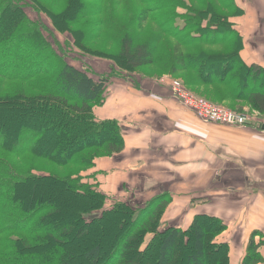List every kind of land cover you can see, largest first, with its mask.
Masks as SVG:
<instances>
[{
    "label": "trees",
    "instance_id": "trees-1",
    "mask_svg": "<svg viewBox=\"0 0 264 264\" xmlns=\"http://www.w3.org/2000/svg\"><path fill=\"white\" fill-rule=\"evenodd\" d=\"M106 1L0 0V264H72L68 250L53 247L55 239L66 234L72 239L92 237L99 234V228L106 243L82 254L85 264H141L143 260L151 264H233L231 245L219 242L228 230L222 218L199 214L186 229L164 228L173 202L171 193L163 191L144 205L116 202L106 206L108 197L83 182L82 172L93 169L97 159L125 150L120 123L99 120L95 109L104 105L113 79L154 80L140 72L146 67L161 64L174 74L197 72L199 83L212 89L201 97L238 112L249 106L264 115V66L242 59V36L231 22L243 10L234 0H137L144 7L134 16L139 27L151 20L162 35L194 53L173 46L174 50L167 51L166 43L158 53L154 41L164 40L162 35L134 43L126 32L118 52L107 54L88 45L96 33L122 37L118 7ZM28 4L51 19L56 33L71 34L84 55L112 61L117 70L107 78L95 77L88 69L67 63L65 51L59 48L64 52L58 53L44 31L52 37L54 33L25 12ZM221 8L233 11L224 15ZM93 16L102 19L95 22ZM218 43L231 46L227 55L211 56L206 46ZM169 90L173 94L170 86ZM5 115L18 117L20 124L6 125ZM27 156L59 166L78 165L80 172L66 179L53 173L36 175L23 169L21 161ZM41 189L48 195L37 197ZM53 193L77 210L66 221L71 226L59 233L61 223L55 217L60 212L53 206ZM95 211L100 214L87 221L84 216ZM113 218L118 223L113 230L118 233L112 231V223L108 228L104 224ZM148 235L152 239L146 245ZM263 247L264 234L253 231L239 264H264ZM152 249L154 254L149 256Z\"/></svg>",
    "mask_w": 264,
    "mask_h": 264
},
{
    "label": "crops",
    "instance_id": "crops-1",
    "mask_svg": "<svg viewBox=\"0 0 264 264\" xmlns=\"http://www.w3.org/2000/svg\"><path fill=\"white\" fill-rule=\"evenodd\" d=\"M234 1L243 10L242 16L231 18L242 36L241 57L248 64L264 66V0ZM165 83L133 81L129 76L111 80L110 96L95 112L101 121L120 123L125 150L97 159L86 181L94 179L111 202L133 203L140 196L146 202L163 191L171 193L173 202L165 216L191 215L179 228H186L196 215L209 214L227 223L223 237L236 233V226L247 243L253 231L264 234V125L240 128L204 123L170 92L171 83ZM169 186L189 188L174 192ZM222 190L224 200L217 198ZM213 201L223 203L227 212L209 207ZM186 203L191 213H185ZM231 218L235 226L229 224ZM246 242L228 243L236 254L237 250L245 253ZM260 252L264 256V247ZM244 253L235 256V263Z\"/></svg>",
    "mask_w": 264,
    "mask_h": 264
},
{
    "label": "rangeland",
    "instance_id": "rangeland-1",
    "mask_svg": "<svg viewBox=\"0 0 264 264\" xmlns=\"http://www.w3.org/2000/svg\"><path fill=\"white\" fill-rule=\"evenodd\" d=\"M52 1V0H50ZM188 1V0H187ZM108 2V0L106 1ZM139 2V1H138ZM109 3L113 4V5H117L116 8L118 7V12H117V17L120 19V23L122 24L123 28H124V32L122 34V37H113V33H97L93 35V40L91 42V40L89 41L90 43H88L89 47L92 48L93 51L98 52V51H103L107 54H115L118 52V47L120 46L122 40L124 39V36L127 32V35H131L133 42H138L139 40L143 39L144 37H149L151 35L156 34V37H160V35H162L161 31L159 30V27L157 26V24L151 20L147 21L145 23L144 26L139 27L138 23H137V19L134 17L136 15L139 14V12H141L143 10V6L139 5L137 3V0H111ZM25 7V12L27 13V15L34 21L40 22L42 25L45 26V28H47L46 30H48L51 33H54V37H52L51 34H49L47 31L45 32L46 37L50 40V42L52 43V45L55 47V49L58 51V53L60 52H64V58L65 61L69 64L78 66V67H82L83 69H88L90 72H92L93 74H95V77H105L107 78L108 76H110V74L115 71V67L114 64L112 63V61H109L107 59L105 60H99V59H93L87 55H84L81 51L80 48L78 46L75 45L74 43V39H72V35L69 33L66 34H58L53 30V23L51 21V19L46 16L45 14H39V12H36V10L31 7L30 4L24 6ZM130 7L132 9V11L130 10ZM55 10V13H59V10ZM233 9L229 8L228 10L226 9H220L219 12L222 14H228L230 12H232ZM180 13H185V11L180 10ZM134 14V15H133ZM93 21H101V16H93V18H91ZM97 26V25H95ZM93 31V30H92ZM97 35V36H96ZM162 37H164V40L161 39L159 41V39H156L154 41V45L157 48V51L159 53V51H163V45L166 43V48L167 51L174 50L173 47H177L179 51L182 50V52L184 53H194L192 52L193 50L191 48H184V47H180L178 46V44L176 43V41L171 40L169 38H166V36L162 35ZM169 43V44H168ZM200 46H197L195 48H198ZM209 51L211 56H224L227 55L229 52V48H231V46L229 48H227L225 45H223V43H218V44H214V45H209L206 46ZM59 48H61L64 51H59ZM97 50V51H96ZM33 62V60L31 61ZM94 69H96V71H94ZM117 70V69H116ZM140 72H142L144 75H146L147 77H150L151 79H154L152 81H157V82H167L166 84L169 83H179L182 85V88L186 91H188L192 96L196 97V98H201L206 100L205 98L201 97L200 95H204L207 93H211V91L209 89L211 88H207L206 86H204L203 84H200L199 82V78L197 76V72H187L184 71L182 73H171L169 71L168 68L166 67H162V65H153L151 67H146L144 69H140ZM190 75V76H189ZM188 82V83H187ZM12 85H20L17 82L12 83ZM170 84V87H171ZM110 87L109 86L106 89V92L104 94V100H107V96H110ZM212 90V89H211ZM207 92V93H206ZM200 94V95H199ZM208 101V100H206ZM209 102V101H208ZM211 103V102H209ZM105 104V102H104ZM212 104V103H211ZM246 106V103H243ZM215 106H219L225 109H228L230 111L236 112L238 114H242L245 115L247 117V123L240 127V128H247V127H257L260 128L261 125H264V115H262L259 112L253 111L251 110V108L249 106L244 107L243 111H235V110H231L230 107L227 106H223V105H219V104H213ZM227 105V104H226ZM6 109H10V108H6ZM20 109V108H17ZM24 111V109L22 110ZM29 111V110H26ZM13 115H10V117L8 115H5V122L6 125H11L14 127H17L20 122L18 120V117H16V119H14L12 117ZM13 121V122H12ZM18 122V123H16ZM21 163L23 164V169L27 170H31L30 172H32L33 174L36 175H46V174H56L57 176H59L60 178H67L72 176L75 173L80 172V168H78V165H66V166H59L56 165L55 163L48 161L47 159H36L35 157H30L27 156L25 157ZM88 172H82V177H83V182H87L89 184H91L96 190H97V185L94 182V179H91V181H86L87 178L89 177V173ZM32 186V185H31ZM166 188H170L171 190H173L174 192H178L181 191L182 189L185 188H189L187 186H169ZM191 188V187H190ZM55 191V190H54ZM98 191V190H97ZM58 193V192H57ZM48 195V191L46 190L43 191L42 189L39 190V192L37 193V197L38 196H42V195ZM220 195L217 196V198H220L221 200H224V194H223V190L219 193ZM107 196V195H106ZM226 196H230L229 192H226ZM142 197V198H141ZM52 203L53 206L55 207V209L58 210V212H60L59 214H57V217H55L56 221L58 223H61V226L58 227L57 229V233H59V231L63 230L67 227L71 226V222L70 223H66L69 215L72 216V219L74 218V214L77 212V210L73 209V207L69 206L67 204L66 199H64L63 197H59L57 194L53 193L52 194ZM111 200L107 198V204L106 206H112V204L116 203L108 201ZM212 201V200H211ZM123 203H127L130 204V201L127 202H123ZM144 197L140 196V201H134L133 203H131L132 205H136V204H142L144 205ZM209 203V202H208ZM234 204L237 205V202H229L227 205L230 204ZM198 204V203H196ZM219 204V205H216ZM209 207H220V209L218 210L219 212H227V208L224 206L223 203H216L215 201H213L212 205H210ZM192 207H190L189 203H186V208H185V213L186 212H190ZM100 214L99 211H95L92 212L90 214L85 215V219L87 221L92 220L93 218L97 217ZM188 216L184 217H179L176 218L175 216H171L170 213L165 216L164 219V223H163V227H173V226H179L181 224V221L185 218V222L187 223L188 221ZM110 219V218H109ZM108 219V220H109ZM106 221L104 224H106V228L109 227V225L112 223V225H110L112 227V231H115L116 228L118 227V223L117 220L113 218V222H115V224L112 222V220ZM230 220V219H229ZM231 222L229 224H231V226H235V221L231 218ZM184 222V223H185ZM66 223V224H65ZM188 225H186L185 227H187ZM115 229V230H113ZM186 229V228H184ZM237 232L236 233H231L228 232L223 238L221 237L219 239V242H224L225 240H227L229 243L231 241H240L241 243H244V241L246 242L247 240H245V235H243L242 231L240 230V228L238 226H236ZM99 230V234H96L92 237H81L78 239H72L71 236L68 237L67 234L64 236H60L59 238H56V242L55 244H53V247L58 248H64L63 250H68L69 253H71L73 255V260L71 261L72 264H85V262L83 261V256L82 254H84L86 251H88L90 248H92L93 246H96L97 244L100 243H106V241L104 239V237L100 236L101 235V228L98 229ZM117 232V231H115ZM118 233V232H117ZM116 233H114L112 236L113 238L115 237V241L118 240V237L116 238ZM244 238V239H243ZM62 240L63 242H65L64 245H60V240ZM152 239V235H148L147 236V240H146V245L149 243V241ZM192 239V237H191ZM225 241V242H227ZM247 243V242H246ZM145 245V246H146ZM190 245V244H189ZM233 246V245H232ZM239 246H237L238 248ZM237 253H232V259H233V264H237L235 263V256L241 254L242 252L244 253V251H236ZM152 254H154V250H151V253L149 254V256H151ZM141 264H151L149 260H143L141 262Z\"/></svg>",
    "mask_w": 264,
    "mask_h": 264
},
{
    "label": "built area",
    "instance_id": "built-area-1",
    "mask_svg": "<svg viewBox=\"0 0 264 264\" xmlns=\"http://www.w3.org/2000/svg\"><path fill=\"white\" fill-rule=\"evenodd\" d=\"M171 89L176 99L200 120L207 124H222L232 127H242L247 123V117L228 109L215 106L208 101L192 96L179 83H172Z\"/></svg>",
    "mask_w": 264,
    "mask_h": 264
},
{
    "label": "bare ground",
    "instance_id": "bare-ground-1",
    "mask_svg": "<svg viewBox=\"0 0 264 264\" xmlns=\"http://www.w3.org/2000/svg\"><path fill=\"white\" fill-rule=\"evenodd\" d=\"M218 125H222V124H218ZM223 126H227V125H223ZM232 127V126H231Z\"/></svg>",
    "mask_w": 264,
    "mask_h": 264
}]
</instances>
